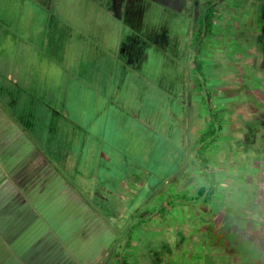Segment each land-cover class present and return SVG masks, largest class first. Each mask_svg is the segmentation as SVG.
I'll return each instance as SVG.
<instances>
[{"label": "trees", "instance_id": "16d2710c", "mask_svg": "<svg viewBox=\"0 0 264 264\" xmlns=\"http://www.w3.org/2000/svg\"><path fill=\"white\" fill-rule=\"evenodd\" d=\"M185 3L0 0V185L11 177L20 190H27L38 169L51 165L113 221L111 197L123 191L127 180L154 184L160 177L159 158L171 150L172 141L162 132L183 128L189 120L193 74L205 90L198 55L213 32L219 2L201 7L194 0L192 20ZM162 10H174L179 19L161 20ZM190 23L194 35L181 53L171 38L180 42ZM212 124L195 150L200 169L222 130L213 112ZM147 138L142 161L141 141L147 143ZM161 145L164 157L158 153ZM207 182V188L198 190L200 197L215 191L213 175H207ZM19 206L17 233L22 238L42 211L30 202ZM244 239L256 246L249 235ZM60 249L43 234L20 258L27 264H48L50 253L55 254L51 264H59ZM120 263L127 264L125 256Z\"/></svg>", "mask_w": 264, "mask_h": 264}, {"label": "rangeland", "instance_id": "374dc122", "mask_svg": "<svg viewBox=\"0 0 264 264\" xmlns=\"http://www.w3.org/2000/svg\"><path fill=\"white\" fill-rule=\"evenodd\" d=\"M185 2L192 16L194 0ZM210 2L219 3L211 37L198 55L205 90L193 74L189 120L162 132L172 142L169 156L159 158L158 180L151 185L127 180L111 197L115 213L108 221L54 167L44 165L27 189L42 211L31 238L49 232L77 264H105L107 258V264H121L123 256L127 264H264V0H199V5ZM160 14L166 22L179 19L174 10ZM187 33L182 36L189 39L180 42L171 38L181 53L194 35L193 23ZM240 108L251 117L245 120ZM212 112L222 130L200 169L195 150L213 127ZM148 139L141 141L142 161ZM164 146L158 152L163 157ZM207 175L214 176L215 191L200 197ZM243 233L253 235L256 246Z\"/></svg>", "mask_w": 264, "mask_h": 264}, {"label": "crops", "instance_id": "0c3cea01", "mask_svg": "<svg viewBox=\"0 0 264 264\" xmlns=\"http://www.w3.org/2000/svg\"><path fill=\"white\" fill-rule=\"evenodd\" d=\"M29 194L28 190H20L11 177H8L5 185H0V264H27L21 260L20 255L28 248H32L40 236L31 238L29 233L27 237L20 238L17 233L19 230V205L30 202L35 206L34 202L29 199ZM35 225L36 223L32 224L28 231L33 230ZM4 231L8 235H4ZM13 232H15V235H13ZM44 234L49 241L60 244L61 249L59 254L56 255L59 264H77L76 260L67 253L64 245L53 240L49 232ZM51 255L49 253L47 257L48 264H51Z\"/></svg>", "mask_w": 264, "mask_h": 264}, {"label": "flooded vegetation", "instance_id": "af4514ba", "mask_svg": "<svg viewBox=\"0 0 264 264\" xmlns=\"http://www.w3.org/2000/svg\"><path fill=\"white\" fill-rule=\"evenodd\" d=\"M261 32H264V28L261 30ZM242 108H240L238 111H240L241 113H242ZM237 111V112H238ZM262 113H264V112H262ZM243 115H242V117L246 120V119H249L251 116H248V114H246V112H245V114L244 113H242ZM241 126H242V124H240ZM243 128H244V126H242ZM263 219H264V217H262ZM242 235H249L250 237H251V240L253 239V235H251V234H247V233H243ZM240 241H241V239H240ZM239 241V242H240Z\"/></svg>", "mask_w": 264, "mask_h": 264}]
</instances>
